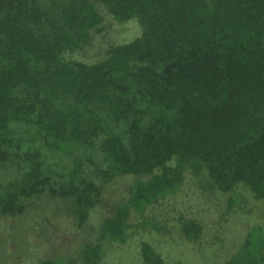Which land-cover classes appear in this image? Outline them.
I'll list each match as a JSON object with an SVG mask.
<instances>
[{
  "label": "trees",
  "instance_id": "obj_1",
  "mask_svg": "<svg viewBox=\"0 0 264 264\" xmlns=\"http://www.w3.org/2000/svg\"><path fill=\"white\" fill-rule=\"evenodd\" d=\"M97 3L119 23L137 18L141 36L97 63L68 60L102 32ZM186 166L264 201V0H0L1 264L33 241L18 264H97L104 241L130 236V205L176 191ZM122 177L135 179L124 203L79 252L55 254L48 231L22 221L39 208L47 228L56 215L83 229ZM182 222L196 241L201 226ZM141 255L165 264L145 241ZM220 264H264V230Z\"/></svg>",
  "mask_w": 264,
  "mask_h": 264
},
{
  "label": "rangeland",
  "instance_id": "obj_2",
  "mask_svg": "<svg viewBox=\"0 0 264 264\" xmlns=\"http://www.w3.org/2000/svg\"><path fill=\"white\" fill-rule=\"evenodd\" d=\"M96 7L103 20L102 32H93L92 44L81 52L67 54L68 60L97 63L105 58L107 50L112 46L129 43L141 36L143 28L137 18L122 24L113 18L104 5L97 3ZM170 165L176 167L178 161L174 160ZM133 181L135 179L132 177H122L106 184L101 204L92 212L89 224L83 229L77 230L69 220H62L56 215L52 226L47 228L43 219L35 215L39 208L31 210L32 219L29 215L22 221L26 226L29 223L36 226L38 230L44 227L48 235L55 239L52 250L55 254H73L84 243L93 240V235L97 232V229L93 232V227L103 219L112 217L116 207L124 203L127 197L124 192ZM210 186L206 172L195 175L186 166L184 181L176 191L143 212L130 205V236L125 243L104 241V252L97 264H142L141 243L144 241L162 255L165 264H220L230 260L252 230H264V201L256 200L253 193L244 187H238L233 193L223 194ZM57 200L51 198L49 201L55 204L51 207L48 204L46 209H54L59 204ZM40 206L41 204L35 205ZM183 220H193L201 226L202 231L196 241L191 242L185 237L181 227ZM159 223L161 227L156 229ZM11 242L19 247L14 240L11 239ZM34 243L35 241L32 249L25 248L26 245L19 247L21 250L19 249L18 256L12 257L13 263L31 260L35 251ZM20 251L28 253L21 256ZM0 262L3 263L1 257Z\"/></svg>",
  "mask_w": 264,
  "mask_h": 264
}]
</instances>
